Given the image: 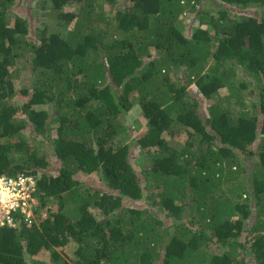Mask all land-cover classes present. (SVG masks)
I'll list each match as a JSON object with an SVG mask.
<instances>
[{
	"label": "trees",
	"instance_id": "obj_1",
	"mask_svg": "<svg viewBox=\"0 0 264 264\" xmlns=\"http://www.w3.org/2000/svg\"><path fill=\"white\" fill-rule=\"evenodd\" d=\"M203 1L48 0L49 32L0 0V175L52 202L40 224L17 212L0 227V264L48 250L53 264H264V0ZM252 5L260 16L237 11ZM138 108L146 127L119 143ZM134 144L161 153L137 166ZM70 244L73 260L57 249Z\"/></svg>",
	"mask_w": 264,
	"mask_h": 264
},
{
	"label": "rangeland",
	"instance_id": "obj_2",
	"mask_svg": "<svg viewBox=\"0 0 264 264\" xmlns=\"http://www.w3.org/2000/svg\"><path fill=\"white\" fill-rule=\"evenodd\" d=\"M203 2L204 3L202 4V6L208 7L209 4H206L205 0ZM72 8L74 7L66 6L63 8V10L72 11ZM262 10H263V6L261 5H252L246 9H239V8L237 9V11L243 15L245 14V15H253V16H260V14L262 13ZM60 11H61L60 9H56L55 7H53L52 3L48 2V0H21V2L16 3L14 8L12 9V16L23 15L25 18H27L32 29H36V28H38L39 30L48 29L49 32H54L57 29H59V26H60L59 25ZM182 22H183V26H185L184 31L186 32L187 35H191L194 28L197 26H200V21L196 16V12H192V13L188 12L187 14H185L182 18ZM60 28H61V32L64 34L67 32V30H69L68 26H61ZM204 28H208L209 30L213 31V29L210 26H204ZM246 79H251V78L246 75ZM194 88H195L194 86H191L192 90H195ZM253 96H255V94H253ZM215 99L216 100L224 99L225 101L229 99L231 101L232 113L235 115V117L238 116V107L234 103L235 99L231 97V94L227 89L221 90V92L216 96ZM249 99H252V98L249 97L247 100ZM253 102H254L253 99H252V102L248 101L249 107L252 106ZM200 107H203L204 109L207 110V104H205L204 101L200 103ZM124 122L126 123V126L131 128L130 130L131 135L129 131L121 134L118 137V141L119 143H122V144L129 143L131 142L132 138H136V136H138V134L146 127V123H147L146 119L143 118L142 111L139 108L135 112L132 111L131 113L127 114ZM258 135H259V132H258ZM28 136H30V134ZM185 136H187L185 133L182 134L181 136L179 135V137H172L168 133H165V137L168 139L169 145L171 147H182L186 139ZM259 139L260 140H259L258 146H262L264 143V136L262 137L259 136ZM49 151L53 152L54 149L52 150L51 148L49 149ZM156 153L159 154L161 153V151L160 150L145 151L143 148H140L137 144H134L132 147L131 159L133 162L137 163V166H140L142 165L143 162H148L154 159L156 157ZM21 156L22 158L24 157L23 155ZM49 160H50L49 169H55V167L56 168L58 167L59 164L56 161V157L51 155L49 156ZM84 178L91 179L90 177H86V176H84L83 179ZM99 180H101V176H96L94 180L92 178L91 181L97 182ZM96 187L100 189L101 188L107 189V187L105 186V183H99L98 186ZM50 203L51 205L48 204L47 207H41V205H39V200L35 198L33 210H36V211H33L34 218L32 220L34 224L35 223L40 224V222H42L48 216V208H51L52 206L51 201ZM252 225H253V220L248 219L245 224L246 229L244 230L242 238L244 237V239L245 238L250 239L253 237V235H251L253 233H251V230H249ZM57 249L61 250L62 255L66 256L68 260L74 259L73 244H70L65 249H61V248H57ZM51 254L52 253L49 252V250L44 251L37 258L38 263L39 264H43V263L53 264L54 257H52Z\"/></svg>",
	"mask_w": 264,
	"mask_h": 264
},
{
	"label": "built area",
	"instance_id": "obj_3",
	"mask_svg": "<svg viewBox=\"0 0 264 264\" xmlns=\"http://www.w3.org/2000/svg\"><path fill=\"white\" fill-rule=\"evenodd\" d=\"M35 182L21 174L17 177L0 176V226L15 225L14 216L21 212L25 221L32 224L35 197L32 190ZM37 199V198H36Z\"/></svg>",
	"mask_w": 264,
	"mask_h": 264
},
{
	"label": "clouds",
	"instance_id": "obj_4",
	"mask_svg": "<svg viewBox=\"0 0 264 264\" xmlns=\"http://www.w3.org/2000/svg\"><path fill=\"white\" fill-rule=\"evenodd\" d=\"M21 174H23V173H20L19 175H21ZM0 176H3V175H0ZM6 176V175H5ZM32 224H34V223H32ZM8 224H5V225H1L0 227H4V226H7ZM8 226H15V225H8Z\"/></svg>",
	"mask_w": 264,
	"mask_h": 264
}]
</instances>
